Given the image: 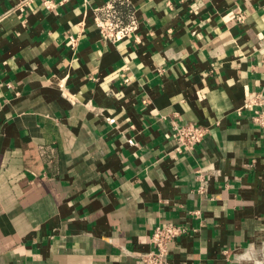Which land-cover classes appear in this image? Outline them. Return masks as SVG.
Instances as JSON below:
<instances>
[{
    "label": "crops",
    "instance_id": "0c3cea01",
    "mask_svg": "<svg viewBox=\"0 0 264 264\" xmlns=\"http://www.w3.org/2000/svg\"><path fill=\"white\" fill-rule=\"evenodd\" d=\"M21 1L0 0V264H142L163 222L186 228L168 264H264L243 108L264 98V0H123L139 26L116 43L93 25L113 0ZM172 122L208 131L178 152Z\"/></svg>",
    "mask_w": 264,
    "mask_h": 264
},
{
    "label": "built area",
    "instance_id": "2783aa9c",
    "mask_svg": "<svg viewBox=\"0 0 264 264\" xmlns=\"http://www.w3.org/2000/svg\"><path fill=\"white\" fill-rule=\"evenodd\" d=\"M33 0H23L17 7L23 10ZM123 0H113L101 8L94 9L93 25L99 33L101 39L105 42L116 43L123 41L129 36L134 35L137 31L139 23L134 15H130L125 21L118 15L116 11L117 4H123ZM42 6L47 10L54 9L56 3L52 0H41ZM245 14L237 11L234 15V22L243 25L245 22ZM79 35L68 37V43L71 49H75ZM122 82L128 83L129 79L123 74ZM260 108L253 112L252 120L264 133V98L261 93L255 94L252 99L243 105V108ZM240 110H237V114ZM208 129L203 126L195 125L189 122H172V138L177 144L178 152L191 151L195 145L201 143ZM186 232L185 226L173 222H163L153 229L150 236L152 249L137 255L142 264H168V247L173 241Z\"/></svg>",
    "mask_w": 264,
    "mask_h": 264
}]
</instances>
